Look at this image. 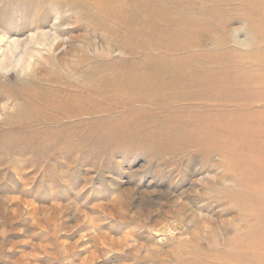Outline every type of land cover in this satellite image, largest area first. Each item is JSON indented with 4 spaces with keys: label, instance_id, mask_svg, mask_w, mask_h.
<instances>
[{
    "label": "rangeland",
    "instance_id": "374dc122",
    "mask_svg": "<svg viewBox=\"0 0 264 264\" xmlns=\"http://www.w3.org/2000/svg\"><path fill=\"white\" fill-rule=\"evenodd\" d=\"M179 1L114 18L116 0H0V264H206L210 235L264 225L235 219L237 196L210 202L248 156L206 147L244 148L226 120L264 144V0Z\"/></svg>",
    "mask_w": 264,
    "mask_h": 264
},
{
    "label": "bare ground",
    "instance_id": "6f19581e",
    "mask_svg": "<svg viewBox=\"0 0 264 264\" xmlns=\"http://www.w3.org/2000/svg\"><path fill=\"white\" fill-rule=\"evenodd\" d=\"M178 3H180L179 0H177ZM126 5L125 3H122V0H116L115 5H112L114 12L118 7H122ZM118 6V7H117ZM115 7V8H114ZM135 8H132V11H134ZM112 11V10H111ZM116 12L114 14V18H118L116 16ZM150 16L152 14H149ZM149 16V17H150ZM151 21V17L149 18ZM118 20V19H117ZM184 23V24H183ZM185 23H192L190 20L179 18L178 23H175V27H179L180 29L184 30L186 36L184 37L187 39L190 37V35L193 33V28L190 25H187ZM195 23V22H193ZM195 29V28H194ZM46 35L49 33L46 32ZM190 34V35H189ZM20 43L19 40H14L13 45L18 46ZM189 45V42H187ZM198 43V42H196ZM11 49V45L9 46ZM15 50V49H14ZM22 60L19 58V62ZM18 61V60H17ZM172 81L176 83L177 77L173 76L171 77ZM179 81V80H178ZM211 95V94H210ZM206 119V118H205ZM264 121V120H263ZM213 122H220V120H213ZM246 122V121H245ZM240 122L243 126H246L247 123ZM225 124V126H224ZM248 126V125H247ZM223 129H221L222 135L227 133L234 135L235 137L240 140V142L244 143L242 144L244 148L236 147L237 145H230L228 143L225 144V142H219V143H212V144H206L207 152L210 154L212 151L216 148L221 149L220 154L224 157H240L241 155L245 154L248 156V160H241L235 162V164H232V162H229L228 167L232 173H234L233 176L236 175L237 180H240V183L237 184L240 187V190L236 193L235 191H227L226 193L223 192L221 196H224L222 198L220 197H212L210 198V202H221V205L229 204V200H225V194L231 197L237 196L239 199L232 200L230 203L233 204V206H236L238 208V211L235 215V219L238 221L244 220H250V219H264V194L261 196V198L251 200L249 195L245 193L244 189V177L245 173L250 169H253V165H260L261 167H264V157L259 158L260 154L264 155V144L260 145L259 148H256V141H257V131H254L255 129H252L253 132L251 134H246V131H239V128L237 126H234V123H231L230 120L224 121L222 124ZM203 125L200 120L193 121L192 127L188 128L189 133L194 134V138H196L195 134L199 131H202ZM211 130V129H210ZM264 134V133H263ZM202 143L198 142V145H202L204 141L206 140H212L211 137L204 134V136H201ZM218 138H221L218 137ZM264 138V135H263ZM156 139V138H155ZM222 144V146H220ZM176 143L174 142V146ZM200 145V146H201ZM256 161V163H255ZM236 183V182H235ZM208 188L211 190L216 189V183L214 181H208L207 183ZM184 190L183 192H185ZM193 194H195V197H200L202 192H198L196 190H193ZM209 202V203H210ZM220 204V203H219ZM220 205V206H221ZM253 206L257 213L263 214L260 217L256 216V213H248L246 209L248 207ZM182 208H184V204H182ZM212 220V219H211ZM261 221V220H260ZM212 223V222H211ZM227 223H233L232 221H228ZM225 225V224H224ZM234 227V226H233ZM222 234L219 236V242H216L214 240L215 238L210 235L207 240H205L206 246L209 248L205 252H202L199 256L202 260L206 261V264H251L248 262L247 259L254 262V264H264V225H255L252 228H249L248 230H244L240 232L238 228L234 227H224L222 229ZM233 232V235L230 236V234ZM192 244V243H191ZM190 245V244H189ZM196 245V244H195ZM221 247H220V246Z\"/></svg>",
    "mask_w": 264,
    "mask_h": 264
}]
</instances>
